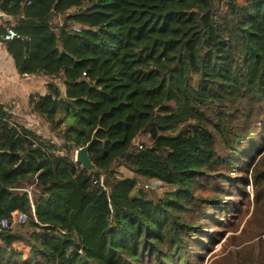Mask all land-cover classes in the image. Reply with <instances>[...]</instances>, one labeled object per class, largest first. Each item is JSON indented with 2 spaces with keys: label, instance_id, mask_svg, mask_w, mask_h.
Returning <instances> with one entry per match:
<instances>
[{
  "label": "trees",
  "instance_id": "1",
  "mask_svg": "<svg viewBox=\"0 0 264 264\" xmlns=\"http://www.w3.org/2000/svg\"><path fill=\"white\" fill-rule=\"evenodd\" d=\"M0 14L15 73L45 79L18 92L41 130L0 101V219L25 215L0 229V264H191L230 209L225 183L251 187L264 235V0H0ZM92 133L84 170L73 152ZM138 178L171 188L149 198ZM221 264H264L263 240Z\"/></svg>",
  "mask_w": 264,
  "mask_h": 264
},
{
  "label": "rangeland",
  "instance_id": "2",
  "mask_svg": "<svg viewBox=\"0 0 264 264\" xmlns=\"http://www.w3.org/2000/svg\"><path fill=\"white\" fill-rule=\"evenodd\" d=\"M57 20L59 21V18H57ZM44 81L45 79L43 80L39 75L18 77V89L21 88L23 82L28 85L26 86L29 87L28 90L40 91L44 86ZM8 82H10V84L14 82L10 76L8 77ZM54 82L57 83L59 81L55 80ZM23 99L24 95L21 93L15 101L8 98H4L3 100L9 105L11 112L14 115L24 119L28 125H32L41 130L42 128L39 126L38 118L27 113L25 105H23ZM118 170L121 176L129 177V172L124 168L120 167ZM248 173L249 172L247 171L246 176H248ZM226 174L231 178H235L232 173L228 172ZM237 176L243 177V173L237 174ZM225 184L223 185L224 195L219 196L221 201L230 203V209L223 213H215L221 219L219 227H213L212 224L206 222L205 230L210 234L217 231L218 234L211 236L212 238L217 239L205 241L206 243L204 247L206 250L201 249L198 251H192L194 253L191 252L189 255L191 264H221L223 261L229 260L230 257L233 258L235 253L240 254L246 246L254 243L259 237L264 243V235L260 232L254 233L253 231L257 225V221L256 217L251 218L254 209L252 200L253 191L251 187L245 184L240 185L237 182L232 185ZM213 185L218 187L220 183L218 181ZM210 187L211 186L209 185L207 191L211 193ZM137 188H141V191L146 197L156 198L157 196H163L171 187L152 179L138 178L134 187V192H136ZM208 212L211 213L209 210ZM195 254L198 255L197 258H194Z\"/></svg>",
  "mask_w": 264,
  "mask_h": 264
},
{
  "label": "crops",
  "instance_id": "3",
  "mask_svg": "<svg viewBox=\"0 0 264 264\" xmlns=\"http://www.w3.org/2000/svg\"><path fill=\"white\" fill-rule=\"evenodd\" d=\"M11 19L12 18L10 16L8 17V16H4V15L0 14V24H2V22H5L6 20H11ZM9 76L14 81L11 84H10V82H8ZM31 76H33V75H31ZM26 86H28V85L25 83L21 87H23L25 92L28 93V92H30V90H28L29 87H26ZM19 90H21V89H18V75L15 73V70H14L9 58L6 55H4L3 51L0 49V101H4L3 100L4 98L13 99L15 101L16 96L19 95L18 94ZM43 91H44V87H42V89L39 92L42 93ZM21 92H23V91H21ZM25 92H24V95L26 94ZM129 174H130L129 175V177H130L131 173L129 172Z\"/></svg>",
  "mask_w": 264,
  "mask_h": 264
},
{
  "label": "water",
  "instance_id": "4",
  "mask_svg": "<svg viewBox=\"0 0 264 264\" xmlns=\"http://www.w3.org/2000/svg\"><path fill=\"white\" fill-rule=\"evenodd\" d=\"M94 139L95 134L92 133L90 139L83 146L77 148L74 152V162L77 163L84 170H89L93 168V164L89 160L87 151Z\"/></svg>",
  "mask_w": 264,
  "mask_h": 264
},
{
  "label": "built area",
  "instance_id": "5",
  "mask_svg": "<svg viewBox=\"0 0 264 264\" xmlns=\"http://www.w3.org/2000/svg\"><path fill=\"white\" fill-rule=\"evenodd\" d=\"M27 3H30V1H28ZM71 29L77 31L79 28L77 26H71ZM14 36H15L14 31L11 28H7L3 34V39H10ZM24 218L25 215L21 213L18 214L14 219H11L10 221L5 218H2L0 219V229L8 228L9 226H11L13 222L15 223L21 222L23 221Z\"/></svg>",
  "mask_w": 264,
  "mask_h": 264
}]
</instances>
